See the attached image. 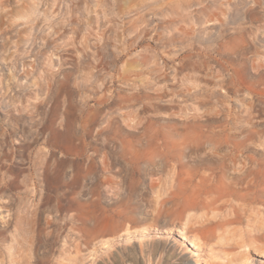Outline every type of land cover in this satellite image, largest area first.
<instances>
[{"label":"rangeland","instance_id":"1","mask_svg":"<svg viewBox=\"0 0 264 264\" xmlns=\"http://www.w3.org/2000/svg\"><path fill=\"white\" fill-rule=\"evenodd\" d=\"M243 263L264 0H0V264Z\"/></svg>","mask_w":264,"mask_h":264},{"label":"bare ground","instance_id":"2","mask_svg":"<svg viewBox=\"0 0 264 264\" xmlns=\"http://www.w3.org/2000/svg\"><path fill=\"white\" fill-rule=\"evenodd\" d=\"M254 174V173H253ZM255 174H257L256 172H255ZM259 176V175H258ZM257 176V177H258ZM245 177V173H243L242 174V171L240 172V175H238L237 176V178L239 179V183H237L236 185L237 186H243V187H246L247 189L253 184V182L255 181L254 179H248V177H247V179H245L244 178ZM251 177V176H250ZM6 178V177H5ZM251 178H253V177H251ZM256 178V177H255ZM5 181V180H4ZM245 182L246 183H248V186H245L244 184H245ZM8 184V183H7ZM254 184H255V182H254ZM5 189V188H4ZM5 191V190H4ZM213 196V195H212ZM214 199H215V203H217V204H219V203H221V201H223V198H224V196H214L213 197ZM3 199V198H2ZM8 201V200H7ZM223 203V202H222ZM221 206V205H220ZM188 210L187 211H193V210H196L197 209V207H196V205H194V204H191V205H189L188 207ZM182 233V232H181ZM181 238L183 239V240H185V241H188V242H190V245L193 247V248H195L196 250H200V246H199V244L196 242V241H190V239L187 237V235L186 234H183L182 233V236H181ZM243 264H246V263H243Z\"/></svg>","mask_w":264,"mask_h":264}]
</instances>
